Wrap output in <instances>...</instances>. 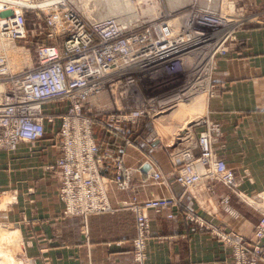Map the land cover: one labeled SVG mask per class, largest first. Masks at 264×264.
Masks as SVG:
<instances>
[{"label":"crops","instance_id":"0c3cea01","mask_svg":"<svg viewBox=\"0 0 264 264\" xmlns=\"http://www.w3.org/2000/svg\"><path fill=\"white\" fill-rule=\"evenodd\" d=\"M237 1L249 4V11L264 17V0ZM239 42L235 53L218 62L214 78L217 95L207 103V116L221 124L223 137L215 151L241 181L242 202L220 184L214 185L215 194L204 182L185 191L173 177L179 159H172L150 137L144 158L133 150L128 153L126 167L137 170L132 172L130 189H109L114 213L87 220L65 218L60 180L46 171L61 152L56 139L47 136L38 144H20L11 152L0 153V193L13 201L7 204L3 221L10 226L9 235L19 241L12 245L15 248L8 246L16 264H135L132 243L137 221L128 205L137 197L181 200L162 213L146 212L151 232L148 264H233L231 249L188 221L186 213L193 212L248 241L254 239L255 227L264 214V28H248ZM101 149L100 154L106 152L104 143ZM113 152L107 150L105 155L110 158L99 163L104 176L113 175ZM155 173L166 183L146 182Z\"/></svg>","mask_w":264,"mask_h":264},{"label":"rangeland","instance_id":"374dc122","mask_svg":"<svg viewBox=\"0 0 264 264\" xmlns=\"http://www.w3.org/2000/svg\"><path fill=\"white\" fill-rule=\"evenodd\" d=\"M45 1L46 0H34L35 7H31V5H33L31 0H23L22 2L26 4L25 6H23L21 1H16L18 4H22L21 12L26 17L27 38L22 41L18 40L12 42L15 49L22 50V52H20L22 56L21 61L16 58L15 55H18L16 52H13V56H10L12 66L15 70H24L29 64L32 66L37 58V49L39 46L55 45L59 47L62 42L65 41L64 35L62 37L55 36L56 38L54 39L50 37L51 33H53V28L49 25L52 16L49 13L41 14L46 7L38 4L44 3ZM100 1L101 0H92L88 3L90 11L93 12L96 7L100 9V5L96 6L97 2L100 3ZM122 1L125 2V0ZM168 1L169 0L134 1V5H131L132 11L128 14L120 15L117 18L122 23L132 24L131 26H124L129 31H132L135 27L151 29V31L147 30V33L150 34L147 37H151L154 41L159 42L160 40L168 39L161 36L163 32H159L157 26L161 27V25H163L167 27L166 25H168L169 22L173 23V21L176 20L182 25V21L189 17L188 15H186L187 17L183 16L186 13L190 14L191 8L193 7L194 9L196 7L195 9L199 8L198 12L201 14L213 13L215 18H219L222 21L218 28L219 31L217 30L218 33L216 37L220 40L218 42L219 45H223L224 47L220 48V46H216L214 49L205 47L204 50L197 54L198 59H196L195 62L199 63L197 66L198 68L196 67L195 79L198 85V91H192L193 94H195L194 98H190V94H188L184 102L178 107H175L178 103L170 101L169 107L165 110L161 112L153 111L151 115L145 114L144 117H140L135 123H131L128 122L129 120L132 121L130 116L131 113L127 112L125 106L120 103V97L114 90V93L107 92L101 98L92 99L85 104L83 115L93 124L90 127V131L94 145L87 142L81 143L78 140L75 143L76 139L74 135H72L70 142L64 141L61 133L56 129L57 127L46 128L47 134L42 141L46 139L47 136L55 138L56 142L59 143L57 144V146H59V152H61L60 158H58L54 164L47 166L46 171L56 175L60 180L59 198L64 207L63 215L65 218L78 217L87 220L91 216L114 213L115 209L110 202L109 189L113 186L123 192L130 189L132 172L137 170L133 171L132 168L126 167L128 153L130 150H133L137 152L140 157L144 158L143 155L147 153V149H145L147 146L145 145H147V140L150 139V137L160 143L170 154L172 159H179V163L177 164L178 168L173 177L174 181L184 188L185 191H189L188 185H190L191 182L196 183L202 180L201 183L204 182L207 190L212 194H215L214 185L220 184L241 202L244 199L245 194L241 189V181L237 178L235 172L228 167L227 163L218 157L215 151L216 144L223 137L221 124L207 116L208 105L204 109H202V106L197 108L194 100L197 96L202 97L203 95L201 94H206V92L209 96H207L208 101L217 95V86L215 85L214 78L218 71V62H221L235 53V50L240 47L239 41L241 34L248 30V28L255 26L264 28V17L252 13L249 11L250 8H246L249 4L241 5L237 0H187L173 4V6H169ZM82 2V0H70L69 9L78 14L82 19L88 22L89 20L92 21L93 19L87 15L86 9L81 5ZM2 3L3 2L0 1V4ZM120 3L122 2L120 1ZM152 4L153 6L155 5V10L154 13L152 12L151 14ZM228 4H233L234 7L231 9ZM13 5L15 4L9 6L8 10L0 9L1 22L7 19L10 20V18L14 16L13 14L17 12V7ZM172 7H175V9H171ZM203 7L204 9H200ZM141 12H144L145 15L143 16ZM5 23L6 22L2 23V25ZM200 23L201 22L198 21L190 26L181 27L180 37H178L179 32H175L171 40L173 42L189 43L195 36L204 35L205 32L212 34L211 32L216 31L215 27L210 28V24L203 26V22ZM177 33L178 35H176ZM191 50L192 48L185 50L181 57L186 56ZM200 57L204 59L202 60ZM210 61L215 62L216 67H214V69H210ZM206 69L207 71H205ZM167 70L166 68L164 72L146 77L142 85L134 91L137 99L139 100L138 93L141 97L151 99L153 96L166 95L180 88L188 92L186 82L187 70L185 68L183 69V67L173 73H169ZM197 81H199V83ZM200 91L202 93L198 95ZM51 104L45 106V113L48 114L47 116H55V118H64L66 116L65 109L67 105L65 103ZM156 107L159 106L156 104ZM177 111L178 113H176ZM174 112L177 116L173 120L170 117V122L156 123L157 127H155L154 119H156V117H166ZM120 116L130 117L129 120H124L121 119ZM193 122L194 124L192 125ZM188 124H190V127ZM185 133L187 134L186 139L182 137ZM99 138H101V143H104V150L106 152L107 150H114L113 156L110 159V168L113 171L112 176H104V174L101 173L102 171L100 170L99 163L102 162L103 164L105 162L104 160L110 157L109 154L105 155L106 152L102 153L104 154L103 157L101 156L102 154L100 153L102 149L100 150V147L102 148L103 143L99 145ZM204 138L206 139L204 142L208 143L207 153L204 152L201 146V142ZM38 143L19 142L15 147L0 144V153L11 152L20 144L34 145ZM74 144L76 147L74 158L64 159L65 154H69L71 151L69 147ZM176 148L180 150L177 153H173L172 150ZM92 154L93 157H90ZM206 154L208 158L215 157V159L210 162L211 166L207 165L210 169L204 173L197 174L195 179L189 180V176L185 174V171L189 170V167H197V170L202 171L203 168L200 164L203 158L206 157L204 156ZM217 162H224L226 164L228 171L232 174V182L226 177L215 174L214 164ZM200 176L202 178L198 179ZM67 180H69V184L73 190V198L70 200L73 202V205H70L69 208L63 193V187ZM147 181H151L157 185L166 183L163 176L159 173H155L151 178L149 177L146 182ZM5 196L6 195H3V193H0V203L2 197L5 198ZM178 201H181L180 198L176 200L175 198L143 199L137 197L128 205L129 209L136 215L137 221V236L132 243L135 264H148L147 248L151 232H149L147 236L142 237L143 241L139 245V242H137L139 239V228L144 224L140 222L141 215H143L149 225L150 223L146 212L154 211L156 213H162L175 207ZM165 202H167L166 206H164ZM153 203L159 204V208H152L151 204ZM222 203L226 206L228 199L223 200ZM97 204L99 210H97ZM68 210L72 211L74 214H69ZM186 218L191 223L196 224L200 230L212 235L224 247L230 248L232 251L231 259L233 264H264V214H262L255 227L254 239L252 241L239 239L232 234L226 233L221 228L206 222L201 216L193 212L186 213ZM3 220L4 219L0 217V246L2 243L4 244L3 237H5V234L7 232L9 234L11 231L7 221L4 222Z\"/></svg>","mask_w":264,"mask_h":264},{"label":"built area","instance_id":"2783aa9c","mask_svg":"<svg viewBox=\"0 0 264 264\" xmlns=\"http://www.w3.org/2000/svg\"><path fill=\"white\" fill-rule=\"evenodd\" d=\"M0 1L3 2L1 7L3 10H8L12 4L17 7V12L10 20L0 22L1 36L11 42L25 40L27 23L25 15L21 12L24 2L22 4L16 2L23 0ZM31 1L34 3V0ZM50 1L54 5H48ZM38 4L46 7L41 14L49 13L52 16L49 25L53 28V33L50 37L54 39L64 35L65 41L59 47L39 46L35 65L38 70L34 74L31 71L25 72L28 68L16 72L12 67L11 58L6 55L0 56V144L9 147H15L19 142L42 141L48 127H57L64 141L70 142L74 135L75 143L78 140L81 143L94 145L90 131L93 124L83 115L85 104L107 92L114 93V90L120 97V103L125 106L127 112L131 113L132 121L129 120L130 116H120L121 119L129 120L128 122L135 123L150 111L165 110L169 107L171 97L165 102L158 100L157 96L146 99L138 93V100L129 90L136 85L138 87L142 85L149 73L158 74L164 72L166 68L171 73L182 67L180 63L166 67L167 61L164 59L168 55H165V51L164 54L160 52L161 50L172 49V52L176 50L179 52L177 56L179 59L187 49L211 45L213 44L211 38L216 37L222 23L213 13L201 14L197 11L199 16L194 24L198 21L203 22V26L210 24V28H216L215 32H211L212 34L205 32L204 35L195 36L189 43L173 42L168 38L169 35L163 37L168 40L156 42L151 37H147L150 35L147 30L151 31V29L135 27L129 31L112 20L102 23L88 22L69 9L70 0H46ZM186 15L188 13L183 17ZM4 22L6 23L2 25ZM163 27V25L157 26V30L161 32ZM178 100L174 99L173 102L176 103ZM51 103H65L66 116L64 118L47 116L45 106ZM139 103L144 104L137 105ZM156 104L159 107H156ZM142 108L144 110H141ZM205 140V138L202 140L201 146L207 153L208 143L204 142ZM69 148L71 151L65 154L64 159L74 158L75 144ZM204 156L206 157L203 158L202 163L211 166L210 162L215 157L208 158L207 154ZM90 157H93V154ZM191 168L193 167H189V170ZM214 170L215 174L226 177L232 182V174L224 162L214 164ZM196 177L197 174L189 175V180ZM63 189L69 208L73 205L70 201L73 198V190L69 180L65 182ZM166 205L167 202L164 203V206ZM151 206L155 209L159 208V204L156 203ZM97 210H99L98 204ZM68 213L74 214L70 210ZM140 222L144 224L139 228L138 245L143 241L142 237L149 233L143 215L140 217Z\"/></svg>","mask_w":264,"mask_h":264},{"label":"bare ground","instance_id":"6f19581e","mask_svg":"<svg viewBox=\"0 0 264 264\" xmlns=\"http://www.w3.org/2000/svg\"><path fill=\"white\" fill-rule=\"evenodd\" d=\"M83 2L81 3V5L83 6V8H85L86 10V13H87V15L88 16H90V18H92L93 20H92V22H98V23H102V21H106V20H112V21H114V22H116V24L118 25V26H131L132 24H128V23H122L117 17H119L120 15H125V14H128L130 11H132V9H131V5H134L133 4V2L134 1H140V0H125V2H123L122 0H101L100 1V3L99 2H97V5L96 6H101V8L100 9H97V7L95 8V10L92 12V11H90V9H89V5H88V3H90L92 0H82ZM120 1L122 2V3H120ZM152 1H154V0H152ZM181 1H187V0H178V1H176V0H169L168 1V4H169V6H173V4H176V3H178V2H181ZM2 2V1H1ZM20 2V1H19ZM22 2V1H21ZM35 3V2H34ZM34 3H33V5H31V7H35V5H34ZM136 3V2H135ZM155 3V2H154ZM186 3V2H185ZM48 5H54V3L52 2V1H50V2H48L47 3ZM2 5H3V3L2 4H0V9H1V7H2ZM104 5V6H103ZM151 5V4H150ZM152 6H153V4H152ZM155 6V5H154ZM154 6L152 7V11H151V14H152V12L154 13ZM180 6H182V5H180ZM30 7V8H31ZM36 7H37V5H36ZM87 7H88V9H87ZM200 7V6H199ZM196 8V7H195ZM193 9V7L191 8V10H190V14H188V19H186V20H183L182 21V25H180V23L177 21H173V23L172 22H169V24L168 25H166L167 27H163L162 28V31H163V34H162V37H166V36H170V37H168V38H172L173 37V35H174V33L175 32H179V35H178V33L176 34V35H178V37H180V35H181V30H180V28L181 27H184V26H190V25H192V24H194V21H195V19L199 16V13L197 12L198 11V9ZM171 9H175V7H172ZM200 9H204V7L203 8H200ZM232 9V8H231ZM193 10V11H192ZM13 11V10H12ZM192 11V12H191ZM159 12V11H158ZM159 13H161V12H159ZM141 14L144 16L145 14H144V12H141ZM228 14V13H227ZM231 14V13H230ZM231 15H233V14H231ZM152 16V15H151ZM187 17V16H186ZM90 21V20H89ZM1 22V21H0ZM170 23H172V24H170ZM168 31V32H167ZM217 35V34H216ZM211 42L213 43V44H211V45H203L202 47H199V48H193L186 56H184V57H180L179 59H178V54H179V52L178 51H174V52H172V49L171 50H168V51H166V50H161L160 52H162L163 54H164V52L163 51H165L166 52V54L165 55H168V56H166L165 57V61H167V64H166V67H171V66H175L176 64H181V66L183 67V69L185 68L186 70H187V86H188V92L187 91H185V89H179V90H176V91H173V92H169V94H166V95H161V96H157L156 98H158V100H160V101H165L166 102V100H167V98H169V97H171V100L170 101H173L174 99H179L176 103H178V105L176 106L175 105V107H178L180 104H182V102H184V99L186 98V96L188 95V94H190V98H194V95L195 94H193V92L192 91H198L197 90V87H198V85H197V83H196V79H195V72H196V67L198 66V63L199 62H195V60L196 59H198L197 58V54H199V52H201L202 50H204L205 49V47H207V48H211V49H214V47H218V46H220V48H222V47H224L223 45H219V39H217V37H212L211 38ZM194 46V45H193ZM192 46V47H193ZM13 52H16L18 55H15L16 56V58L18 59V60H22V56L20 55V52H22V50L21 49H15L14 48V46H13V44H12V42L10 41V40H7V39H5V38H3L2 36H1V34H0V56H3V55H6V56H8V57H10V56H13ZM201 54V53H200ZM164 55V56H165ZM30 57V56H29ZM213 58V57H212ZM29 59V58H28ZM200 59H204L203 57H200ZM178 60H179V62H178ZM202 60H201V62H202ZM213 60V59H212ZM211 63H210V69L212 68V69H214V67H216V65H215V62H213V61H210ZM209 63V62H208ZM35 65H36V59H35V61H34V63L32 64V66H31V64H29V66L27 67L28 68V70H25V72H27V71H31L32 72V74H34V73H36V71L38 70V68L37 67H35ZM13 67V66H12ZM201 67V66H200ZM206 67V66H205ZM209 67V66H208ZM207 67V68H208ZM198 68V67H197ZM209 69V68H208ZM22 70V69H21ZM21 70H15L16 72H20ZM200 70V69H199ZM205 71H207V69L205 70ZM177 72V71H176ZM202 72V71H201ZM171 73H173V72H171ZM153 74H155V73H149V74H147L146 75V77L147 76H150V75H153ZM204 74V73H203ZM202 76V75H201ZM209 76V75H208ZM206 80V79H205ZM198 83H199V81H197ZM205 84H206V82H205ZM209 84V83H208ZM208 86V85H207ZM139 87H138V85H136V86H134V87H132L129 91H130V94H133V95H135L134 94V91L135 90H137ZM199 89V88H198ZM203 90V89H202ZM185 93H186V95H185ZM202 92L200 91V92H198V95H200ZM197 94V93H196ZM201 95H203L202 97L200 96H197V98L194 100L195 101V105L197 106V108H199L200 106H202V109H204V108H206L207 107V103H208V99H207V96H208V94H207V92H206V94H201ZM103 96V95H102ZM102 96H99L98 98H101ZM181 97H184V98H182L181 99ZM196 97V96H195ZM209 97V96H208ZM157 100V99H156ZM20 101H22V100H20ZM189 101H190V99H189ZM142 104H144V103H139V104H137V105H142ZM184 104V103H183ZM175 107H173V108H175ZM180 108V107H179ZM141 110H144V108H142ZM20 112L22 113V110H20ZM153 113V111H150V112H148V113H145V114H147V115H151ZM176 113H178V111L176 112ZM176 113L174 112V113H172V114H170V115H168V116H162V117H160V118H157L156 117V119H154V125H155V127H157V125H156V123H167V122H170L169 121V118L171 117V119L173 120L177 115H176ZM186 124V123H185ZM184 124V125H185ZM194 124V122L192 123V125ZM188 126L190 127V124H188ZM182 127V126H181ZM168 129V128H167ZM167 129H165V130H167ZM164 131V130H163ZM172 131V130H171ZM180 131V130H179ZM175 133V132H174ZM178 136V135H177ZM176 136V137H177ZM180 136H182V135H180ZM184 139H186V137H187V134L185 133L184 134V136H182ZM178 139V138H177ZM173 141V140H172ZM172 143V142H171ZM174 146V145H173ZM98 149V148H97ZM176 149H178V148H176ZM175 149V150H176ZM174 151V150H173ZM201 165V167L203 168L202 169V171H199V170H197V167H194V168H191L190 170H186L185 171V174L186 175H192V174H201V173H204V172H206L207 170H209L210 169V167H207V166H205L203 163H201L200 164ZM202 177L200 176L198 179H201ZM202 182V180H200L199 182H196V183H191L190 185H188V189L189 188H193V187H196V186H198L200 183ZM15 199V198H14ZM11 201H12V198H8L7 196H5V198H2L1 199V203H0V217H4L5 215H6V206H7V204H9V203H11ZM12 203H13V201H12ZM8 217V216H7ZM3 222V221H2ZM5 222V221H4ZM3 224V223H2ZM4 225H6V224H4ZM4 227V226H3ZM2 228V227H1ZM5 228V227H4ZM13 232V231H12ZM149 232V231H148ZM4 233H5V231H4ZM14 233V232H13ZM17 233V232H16ZM15 233V234H16ZM6 234H8V232L6 233ZM5 234V237H3L4 238V244L2 243V245L0 246V264H16V261L14 260V257H15V255H14V257H11V255H10V251H8V249L9 248H11V247H9L8 248V246H12V245H14L15 243V241L14 240H16V239H14V234H8V235H6ZM19 237H20V235H19ZM18 237V238H19ZM15 238H17V237H15ZM18 242V244H19V241H17ZM17 244V243H16ZM15 244V245H16ZM13 247V246H12ZM14 248V247H13ZM10 252V253H9ZM19 264V263H18Z\"/></svg>","mask_w":264,"mask_h":264}]
</instances>
